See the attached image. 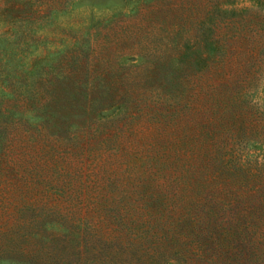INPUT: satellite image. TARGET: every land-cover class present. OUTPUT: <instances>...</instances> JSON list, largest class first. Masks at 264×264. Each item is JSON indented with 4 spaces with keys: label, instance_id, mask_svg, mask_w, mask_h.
Instances as JSON below:
<instances>
[{
    "label": "rangeland",
    "instance_id": "obj_1",
    "mask_svg": "<svg viewBox=\"0 0 264 264\" xmlns=\"http://www.w3.org/2000/svg\"><path fill=\"white\" fill-rule=\"evenodd\" d=\"M172 8L176 13L167 21ZM199 18L227 50L208 63L226 86L215 84L213 68L211 76L208 67L199 71V96L190 97L199 100V122L169 114L171 108L145 109L144 98L156 97L145 82L159 79L161 68L176 58L183 64L189 47L183 31L194 33ZM240 85L232 116L240 125L241 148L225 156L223 172L211 149L216 111L223 101L232 103L228 96ZM10 86L14 96H23L21 89L39 99L45 122L0 125L18 134L0 144V264H199L202 239L215 246L210 257L264 264V7L251 0H0V87ZM82 104L114 116L98 128L129 149L135 133L150 135L165 119L177 140L199 135V200L187 205L179 194L175 201L141 190L130 195L134 200L111 196L125 190L109 183L129 178L134 166L118 158L99 172L92 168L105 152L100 157L99 140L83 125L98 120L83 115ZM73 130L77 137L65 138L75 136ZM89 142L94 153L87 162L73 155L76 144ZM228 161L242 164V170L234 171ZM207 174L222 176L231 187L202 184ZM152 205L161 216L174 209L183 222L174 228L169 221L123 217ZM189 206L196 217L192 225L184 217Z\"/></svg>",
    "mask_w": 264,
    "mask_h": 264
},
{
    "label": "trees",
    "instance_id": "obj_2",
    "mask_svg": "<svg viewBox=\"0 0 264 264\" xmlns=\"http://www.w3.org/2000/svg\"><path fill=\"white\" fill-rule=\"evenodd\" d=\"M251 1L258 6L264 7V2L261 3L260 0ZM170 11L171 15L169 17L167 16V21H169L170 17L176 13L173 8ZM201 19L199 18V21L197 20L194 25H192L196 26V31L194 33L191 34L183 31V34L188 36L184 39V42L189 44L187 52H185L184 55L185 61L183 64L180 65L179 58H176L174 63L161 68V76L159 79L150 83L145 82V85L149 86V93L156 96L155 98H152L147 95L144 98H148V102L144 104L145 109L152 111L160 109L163 113H168L171 108L172 111H170L169 114H175L180 119L192 116L199 122V100L190 102L191 96H199V71H204V68L208 67V63H212L214 60H221L226 55L227 51L224 50L222 45L214 37L210 26L205 25L204 21ZM212 68L214 69L212 75L218 80L215 84L219 88L224 84L226 86L227 80L224 81L220 78L219 75L221 72L215 73V67H208L205 71L210 74ZM219 68L221 69V66ZM243 85H245V82ZM206 87L207 86H205V88ZM242 87L243 86L240 85L239 88L234 90V94L228 96V99L231 100L232 103L226 104L223 101L222 111H216V113H218V116L215 117L217 123L214 124H218L217 137L214 143H211V149L213 150V153L216 151V163L223 172L225 171L226 165L225 156L229 155V157H232L235 148H241V146H236V141L239 140L238 130L240 129V125L239 123L235 125V114L233 115V120L232 111L234 106L237 107V109L239 108L238 104H240V90ZM13 90L16 89L12 86H10L9 91H4L3 88L0 87V125L3 122L12 123L11 127L13 128L14 125L18 127L24 122H32L35 126L42 125L45 121H40L44 119V117L38 112V106L40 104L39 99L35 97H26L28 96V93L21 89H19V92H22L23 96H18V94L17 96H14L12 94V92H14ZM229 90L232 91L231 89ZM7 99L8 102H4ZM10 99L12 100L11 102L9 101ZM233 101H235V103H233ZM82 105V108L84 109L82 112L83 115L98 120V122L87 120L83 125L92 132L91 135H94L93 140H99L100 157L105 152L104 158L95 162L92 168L99 172L103 168V163H105L107 167L113 160H117L118 158L123 159V161L130 160L131 164L134 166L129 170V178L114 179L109 183V185L113 184L119 189L125 190L126 194L114 191L110 192L111 196H118V194L130 196L134 190H141L148 192H161L164 193L163 196L166 198H171L175 201L180 200L179 196H175L176 194H179L182 196V202L187 205H192L197 202L196 200H199V135H197L198 140L194 141L177 140L173 134L168 133L169 129L165 119L163 121V126L155 124L150 135L135 133L137 140L134 141V148L129 149L120 142H117L115 137H112L107 131L98 128L114 116H105L101 112L94 113L92 109H90V104L88 106H86V104ZM86 110L94 114H85L84 111ZM40 111L42 112V110ZM103 118L106 120L102 121ZM116 120L117 118L112 121ZM72 125L76 128L74 122ZM221 126L227 128L221 129ZM44 128H47V126ZM66 129L67 128H64L65 133L67 132ZM49 130L54 132L51 129ZM9 134L12 135L10 142L18 135L12 130H8L4 125L0 127V144L2 139L3 143L8 139ZM72 134H76V132L73 130ZM64 135L65 134H60L57 138L64 137ZM69 136L70 135L67 134L65 138L74 140L77 137V134L72 137ZM119 136L121 140L122 136ZM235 136L236 138L234 139ZM87 138L90 139V136H87ZM90 143L91 142L83 145L76 144L73 148V155L85 157L84 161L87 162V158L91 157L94 153L92 146H88ZM70 154L72 155V152H70ZM213 156L214 154H212V157ZM228 162L234 171L242 170V164H234L231 161ZM201 181L202 184H207L211 187L224 185L231 187L229 183H223L222 176L215 177L207 174L202 177ZM130 199L134 200L133 196H130ZM215 199L217 202H220L219 198ZM152 206L154 208H140L136 213L124 212L123 217L131 222L154 223L158 221L162 224H167L169 221L174 228L183 222V220L177 216V212L174 211V209L171 208L167 210L161 216L158 214V211L155 212L156 206ZM109 209L110 208L106 211L108 212ZM191 210L192 208L189 206L184 215L188 225H192L196 220V217L190 214ZM203 217L206 218L207 222L211 223L208 216L204 215ZM199 232L200 235H202L201 229ZM202 241L203 243H199V248L203 251V254L199 255V264L200 259L202 258H204L203 261L205 264H228V260L232 257H223L222 259L210 257L208 255L210 253L209 251L215 248V246L206 239H202ZM193 242L194 240L189 241L191 244ZM252 245L253 246H251L250 249L254 252L257 249V244L253 243ZM249 261L257 262L258 258L250 259ZM162 262H167V259H163Z\"/></svg>",
    "mask_w": 264,
    "mask_h": 264
}]
</instances>
